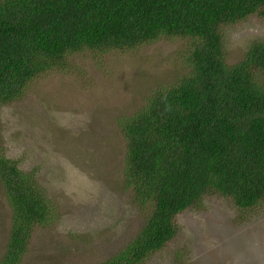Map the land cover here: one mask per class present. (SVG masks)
Here are the masks:
<instances>
[{
  "label": "trees",
  "instance_id": "1",
  "mask_svg": "<svg viewBox=\"0 0 264 264\" xmlns=\"http://www.w3.org/2000/svg\"><path fill=\"white\" fill-rule=\"evenodd\" d=\"M263 13L264 0H0V106L76 53L186 41L188 72L118 123L124 187L144 222L97 264H144L175 238L176 217L206 196L240 211L264 202V40L229 65L223 33ZM0 186L11 212L0 264H19L56 207L35 172L2 153Z\"/></svg>",
  "mask_w": 264,
  "mask_h": 264
},
{
  "label": "rangeland",
  "instance_id": "2",
  "mask_svg": "<svg viewBox=\"0 0 264 264\" xmlns=\"http://www.w3.org/2000/svg\"><path fill=\"white\" fill-rule=\"evenodd\" d=\"M223 33L227 64H236L248 43L264 40V13ZM186 50L183 39L130 52L85 50L0 106V153L35 172L56 207L55 220L34 230L19 264H97L138 232L144 217L124 187L118 123L188 72ZM10 219L0 186V259ZM176 223L175 238L144 264H264V202L240 211L206 196Z\"/></svg>",
  "mask_w": 264,
  "mask_h": 264
}]
</instances>
